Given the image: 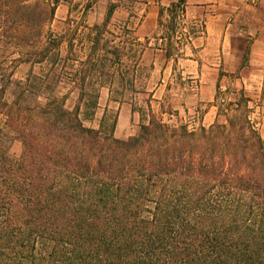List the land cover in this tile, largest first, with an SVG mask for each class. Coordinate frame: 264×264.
Segmentation results:
<instances>
[{
    "label": "trees",
    "instance_id": "16d2710c",
    "mask_svg": "<svg viewBox=\"0 0 264 264\" xmlns=\"http://www.w3.org/2000/svg\"><path fill=\"white\" fill-rule=\"evenodd\" d=\"M74 1L0 0V118L21 145L13 158L0 143V264H264V145L247 100L209 127L154 114L135 88L148 42L112 24L113 4L89 25L90 1L52 32ZM185 4L169 5L173 26ZM102 89L147 94L135 136L114 137L116 115L93 125Z\"/></svg>",
    "mask_w": 264,
    "mask_h": 264
},
{
    "label": "crops",
    "instance_id": "0c3cea01",
    "mask_svg": "<svg viewBox=\"0 0 264 264\" xmlns=\"http://www.w3.org/2000/svg\"><path fill=\"white\" fill-rule=\"evenodd\" d=\"M141 1L133 24V17H122L120 9L111 21L132 26L135 37L148 42L141 65L158 77L152 88H143L152 94V112L163 113L170 122L209 127L221 119L217 96H233L232 101L242 96L249 120L264 140V0H186L170 33L172 54L162 28L175 0ZM121 118L131 128L140 120L130 107L121 106L115 138L124 140L130 134L119 130Z\"/></svg>",
    "mask_w": 264,
    "mask_h": 264
},
{
    "label": "rangeland",
    "instance_id": "374dc122",
    "mask_svg": "<svg viewBox=\"0 0 264 264\" xmlns=\"http://www.w3.org/2000/svg\"><path fill=\"white\" fill-rule=\"evenodd\" d=\"M90 1L91 3V8L87 12L85 21L89 25L93 24H99L101 23L106 15L108 6L113 4L116 5L117 8L116 10L120 9L126 14H130V16L133 17L131 20V23L133 24L135 20L137 19V16L139 15V10L143 6V2L141 0H75L73 3H63L61 4L57 10L55 11V16H54V22L51 26V30L54 33H58L62 30L65 31V26L63 25V21L67 18L69 11L72 8L73 4H78L79 7L76 11H73L71 14V17L77 18L79 17V11H81L84 7V5L87 4V2ZM115 10V11H116ZM119 17V18H122ZM120 20V19H117ZM166 21L165 24H163V36L167 39V46L168 50L170 51V54H172V46H171V32H172V24L169 23V19H164ZM112 24H116L117 21L112 20ZM177 22V19H176ZM131 24V25H132ZM144 71L141 73L140 78L137 80L135 84V88L138 90H143V88H152L156 83L158 77L154 74H150L148 71V67H143ZM29 67L27 65H20L16 68L14 78L20 79L24 77L25 74H27ZM113 88H117V85H113ZM148 93V92H147ZM166 96L173 95L172 93L165 94ZM227 95V94H226ZM233 96H217L216 100L218 101V106L225 105L226 103L232 101ZM147 94L146 95H141V96H135L134 98L131 96H127L125 100H119V99H113L116 101H111L109 102L108 99V92L106 89H102L100 93V98L98 102V110L95 115V121L93 125H96V123L100 120L103 114H110V115H116L117 116V121H118V114L121 106H128L130 107L131 113H137L139 115L138 110L145 112L146 111V100H147ZM167 111V110H165ZM140 118V117H139ZM147 119L144 120L146 122ZM167 120V119H166ZM175 123V122H171ZM179 123V122H178ZM4 120L0 118V143L4 146H7L8 148V153L11 157L13 158H18L20 153H21V145L18 141L14 140V136L4 130ZM117 126V124H116ZM133 126V125H132ZM116 129V128H115ZM119 130L121 132H129L130 137L135 136L138 133L139 130V123L137 125H134L133 128H131V124L129 125L128 119L121 118L120 125H119ZM119 136L115 135L114 131V137ZM261 137V136H260ZM129 138V137H128ZM117 139V138H116ZM263 145H264V140L261 137ZM120 140V139H119ZM126 140V139H124Z\"/></svg>",
    "mask_w": 264,
    "mask_h": 264
}]
</instances>
